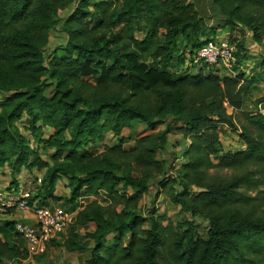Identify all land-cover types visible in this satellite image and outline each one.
Here are the masks:
<instances>
[{
  "label": "trees",
  "instance_id": "trees-1",
  "mask_svg": "<svg viewBox=\"0 0 264 264\" xmlns=\"http://www.w3.org/2000/svg\"><path fill=\"white\" fill-rule=\"evenodd\" d=\"M212 1L223 24L209 23L191 0H0V170L9 167L15 178L23 168L45 169L31 200L72 203L69 210L83 194L107 192L110 202L82 206L59 243L70 251L91 243L84 264H264V213L248 193L264 181V95L255 101L261 108L247 110L253 78L244 72L222 76L206 63L188 72L211 40L202 38L224 24L263 41L264 0ZM59 27L65 40L48 49ZM180 38L194 45L174 65ZM248 43H236L238 65L249 58ZM24 117L35 144L17 125ZM140 123L148 128L125 148L124 131ZM226 126L244 149L225 150ZM109 133L118 144L93 151ZM172 134L182 135L179 163L159 157L170 154ZM41 145L55 150L49 159ZM62 177L67 198L55 195ZM151 188L187 215L174 222L141 212ZM195 218L207 222L204 234ZM14 223L0 218V264L28 258L13 241L21 239ZM90 224L82 242L79 228Z\"/></svg>",
  "mask_w": 264,
  "mask_h": 264
},
{
  "label": "rangeland",
  "instance_id": "rangeland-1",
  "mask_svg": "<svg viewBox=\"0 0 264 264\" xmlns=\"http://www.w3.org/2000/svg\"><path fill=\"white\" fill-rule=\"evenodd\" d=\"M101 1V0H99ZM194 1L197 5V9L199 10V12L202 15H205L206 20L209 23H222L219 21V15H217L216 13H214L212 11V0H191ZM93 7V3H90ZM71 12V9H67L65 11H61L60 12V16L61 17H66L69 13ZM143 34V32L138 31L137 32V36L141 37ZM217 37H223V38H228L233 42V43H237V42H241L244 39L249 41V43L247 44V57L251 58L252 60H255L256 63L253 64V62H250V64L247 66V73H252V71H255V67L256 64L258 62V57L264 56V40L261 42L255 41L252 39V33L249 30V28L239 25L236 26L234 28L231 27V25H226L224 24V26H221L220 28H218L217 30V36L216 35H211L209 36V38H202V39H212V38H217ZM65 40V34L62 32L61 28H57L56 30L53 31L52 35H51V40H50V44L48 49L50 48V46H53L55 44H59L61 42H63ZM263 44V46L261 47L260 44ZM194 45V43L192 41H187L184 38H180L179 40V44L176 48V53H175V60H174V65H175V61L177 60L176 57H178V55H182V54H186L189 53V47L190 45ZM188 47V48H187ZM197 64V65H196ZM201 64V65H200ZM188 65H191V62L188 61ZM196 65V66H195ZM253 65V66H252ZM201 66H204L203 63H194V65H192V67L189 69L188 72L191 73H196ZM174 70V69H172ZM205 70H207V68L205 67ZM222 73H224V71H222ZM263 73V72H262ZM262 77H264V74L262 75ZM98 79L97 75H94L93 77L89 78V81L92 83H96ZM261 92H263L262 88H258L256 89V91L253 92V94L251 96H247L246 98V103H245V109L247 110H252V111H256V109L261 108V105H259L257 107V105L255 104V102L253 101V97L258 96ZM4 97L3 93L0 94V98ZM264 112V111H263ZM242 120L245 121L242 117ZM170 126H174L177 125V123L170 121ZM17 125L20 127L21 132L24 136H26L28 139H30V141L32 143H36L34 137H32L31 132L26 128L27 125H29V120L27 117H24L20 120L17 121ZM160 127H164V125H160ZM52 130L47 128L46 129V134L45 136H47ZM139 131H136L135 133H138ZM141 133H143V131H140ZM127 134V133H126ZM140 134V133H139ZM144 134V133H143ZM182 135H178V134H172L170 137V143H169V152L170 154H165L166 157H169L168 162L169 163H173V159L175 156H179L178 157V163L182 162L184 159L181 158V156L179 155V151L181 150L180 144H179V140L181 139ZM222 142L224 145L225 150H232V151H237V150H241L245 148V144L244 142L240 139V136L238 134L237 131L230 129L226 126L225 128V132L222 134ZM101 146H99L98 148H100ZM41 153L43 155L44 158L49 159L52 155V153L55 151L53 148H46V146L41 145ZM98 148H96L94 150V148H92L93 151L98 152ZM104 149V148H103ZM230 170L226 169L221 171V173L225 174V173H229ZM45 174V169H38L35 168L32 171H29L25 168L22 169V172L20 175H17L15 178L12 175V172L10 170L9 167H5L4 169L0 170V188H4L7 185H11L14 183V179H17V181H19V183H24L32 178V179H43V176ZM264 181L259 183L257 185L256 188L253 189H249L248 193L250 195H252L253 197H258L259 199L257 200V202L261 203L260 205V212L264 213V198H262V196L264 195ZM70 193V188L67 185V179L66 177H62L58 182H57V187L55 190V195L59 196V197H63V198H67L68 195ZM52 201V202H51ZM49 203L53 204V205H61L63 204L62 201H58L52 198ZM110 202V198L104 199V204ZM66 207L68 208H72L73 205L72 203H67ZM121 206H119L120 208ZM138 209L143 212L144 214L150 213L154 210H156V212L160 213V214H164L167 216V218L169 220L172 221H176L178 218H182L183 216H186L187 214L181 210L180 207L178 206H174L171 204V202L169 201V199L167 198V196L165 194H161L158 195L156 193V188H151L150 191L146 192L138 205ZM0 218L1 219H8V220H14L13 218H15V216L13 214H0ZM196 219V218H195ZM196 222L199 226V230L201 234H204L206 231V226H207V222L202 219H196ZM70 229H68L67 232H69ZM13 239V238H12ZM13 241H17V243H19L21 245V247H25L26 243L23 239H20L19 237H16L13 239ZM34 256H30L28 254V258L27 259H23L21 260L20 263H17V261H13L12 263L9 262L8 264H33V260H34Z\"/></svg>",
  "mask_w": 264,
  "mask_h": 264
},
{
  "label": "built area",
  "instance_id": "built-area-1",
  "mask_svg": "<svg viewBox=\"0 0 264 264\" xmlns=\"http://www.w3.org/2000/svg\"><path fill=\"white\" fill-rule=\"evenodd\" d=\"M236 50V43L229 37H217L208 40L196 51L193 63H206L219 73L234 72L238 65ZM41 183L39 178H30L25 184L0 188V214L15 215V231L25 241L30 256L44 254L49 243L63 237L75 224L77 213L82 206L93 200L104 204V199L109 198L106 191H101L98 195L83 194L78 198L76 209L69 210L62 205L47 204L41 199L32 201L31 198ZM25 214L31 215L33 220H29Z\"/></svg>",
  "mask_w": 264,
  "mask_h": 264
},
{
  "label": "crops",
  "instance_id": "crops-1",
  "mask_svg": "<svg viewBox=\"0 0 264 264\" xmlns=\"http://www.w3.org/2000/svg\"><path fill=\"white\" fill-rule=\"evenodd\" d=\"M143 35H144V33L142 34V36ZM260 46L262 47L263 44L261 43ZM258 58L259 59H258V62L256 64V67H255L256 69H255V71L253 70L252 73H247L248 71L246 69L247 66L250 64V62H253V64L256 63L255 60H252L251 58H248L247 60H245L244 62L239 64L235 68L234 72H228V71H224V73H222V71L220 72V75H222V76H224V75L235 76L237 73L242 71L245 73L246 76L253 78L252 90L248 96H251L253 94V92L256 91V89H258V88H262V90H263V92H261L258 96L253 97L254 102L258 98H260L264 95V77L261 76V74L262 75L264 74V65L262 64L264 56H261ZM245 103H246V100H245ZM262 111H264V109ZM160 125H164V124H159L157 127L158 129L163 128V127H160ZM147 128H148L147 125L140 123V124H137L132 129H126L124 131V135L129 136L131 139L129 142H127L125 144V148L129 149V148L134 147L135 146V139L138 137L137 134L140 133V131H145ZM136 131H139V132L135 133ZM115 144H118V137L115 136L113 133H109L101 141V143H100L101 147L98 148L97 150H98V152H102L105 145H115ZM165 154H166L165 152H162V153L160 152L159 157L160 158L166 157ZM25 217L29 218V220H33V217H31V215L25 214ZM93 228H94L93 224H90L87 227L82 226L79 228L78 233L82 237L81 238L82 242L90 240V238L85 237V235L87 232L91 231ZM66 237H68V232L63 237H60V239L52 241L51 243H49L47 251L44 254L39 255V257H40L39 260L34 259L33 264H84L85 261L91 256V253H92L91 248H90L91 243H90L88 248H85L82 250L70 251V250H67L62 244H59V243L63 242L64 238H66Z\"/></svg>",
  "mask_w": 264,
  "mask_h": 264
}]
</instances>
